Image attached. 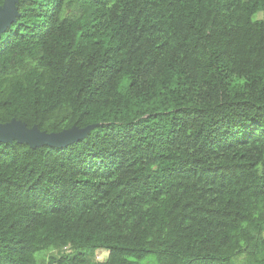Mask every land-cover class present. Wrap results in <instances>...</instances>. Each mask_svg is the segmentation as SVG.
Wrapping results in <instances>:
<instances>
[{
	"label": "trees",
	"instance_id": "1",
	"mask_svg": "<svg viewBox=\"0 0 264 264\" xmlns=\"http://www.w3.org/2000/svg\"><path fill=\"white\" fill-rule=\"evenodd\" d=\"M15 5L0 264H264V0Z\"/></svg>",
	"mask_w": 264,
	"mask_h": 264
},
{
	"label": "water",
	"instance_id": "2",
	"mask_svg": "<svg viewBox=\"0 0 264 264\" xmlns=\"http://www.w3.org/2000/svg\"><path fill=\"white\" fill-rule=\"evenodd\" d=\"M15 2L16 0H4L3 5H0V32L18 15ZM92 127L93 125H89L79 129L73 126L71 129L57 133H46L40 131L36 126L27 128L23 122L13 119L8 123H0V141L17 140L18 142H26L31 147L42 144L62 146L83 138Z\"/></svg>",
	"mask_w": 264,
	"mask_h": 264
},
{
	"label": "rangeland",
	"instance_id": "3",
	"mask_svg": "<svg viewBox=\"0 0 264 264\" xmlns=\"http://www.w3.org/2000/svg\"><path fill=\"white\" fill-rule=\"evenodd\" d=\"M105 256H106V253H100V254L98 255V259L102 260V259L105 258Z\"/></svg>",
	"mask_w": 264,
	"mask_h": 264
}]
</instances>
